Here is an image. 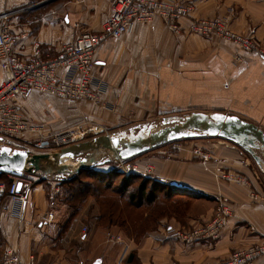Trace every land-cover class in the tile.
I'll return each instance as SVG.
<instances>
[{"label":"crops","instance_id":"1","mask_svg":"<svg viewBox=\"0 0 264 264\" xmlns=\"http://www.w3.org/2000/svg\"><path fill=\"white\" fill-rule=\"evenodd\" d=\"M178 1L192 6L189 18L180 22L183 30L178 36L155 17L136 26L132 34L97 48L93 75L107 83L102 106L85 100L69 103L36 92L14 98V103L28 122L42 126L43 131L82 126L97 134H113L166 116L201 111L234 115L264 132V57L243 52L217 36L186 31L191 19L226 16L232 8L231 29L251 36L264 51V0ZM111 2L0 0V5L8 14L7 31L14 51L29 57L38 46L46 57L55 55L62 43L73 40L81 30L97 32L110 14ZM236 54L240 62L235 61ZM2 79L0 69V83ZM210 145L207 156L198 161H194L196 150L189 148L180 150L181 159L170 155L136 160L139 165L152 162V178L162 187L182 192L171 185L177 183L187 188L182 193L193 203L191 211L184 210L183 220L164 218L157 229L139 239L95 217L87 221L80 213L70 217V209L62 202L53 207L42 186L48 177L54 179L52 174L46 178L39 172H22L17 178L2 173L0 183L17 179L27 183L28 189L20 219L19 205L8 198L0 203L1 253L15 252L19 264H215L233 251L264 241L263 150H254L262 161L259 167L256 162L250 164L246 152L233 144ZM18 150L34 154L55 149L24 147L7 153ZM94 170L107 172L111 166ZM215 170L238 174L244 182L221 180ZM36 176L39 182L34 181ZM219 200L230 204L232 215L218 240L182 244L174 238L175 228L207 219ZM253 264H264V257Z\"/></svg>","mask_w":264,"mask_h":264},{"label":"built area","instance_id":"2","mask_svg":"<svg viewBox=\"0 0 264 264\" xmlns=\"http://www.w3.org/2000/svg\"><path fill=\"white\" fill-rule=\"evenodd\" d=\"M191 11V4L178 0H112L110 14L97 32L81 30L73 40L62 43L53 56H42L37 46L31 56L22 57L13 49L7 31L8 14L1 10L0 5V69L3 74L0 83V135L17 138L24 134L42 133V126L28 122L14 103V98L25 97L29 92L52 96L69 103L85 100L102 106L107 83L93 75L97 48L108 40L132 34L136 26L148 24L155 17L173 35L178 36L183 30L181 20L189 18ZM232 13L233 9L230 8L226 16L191 19L186 28L187 34L217 36L223 41L235 44L243 52H253L264 57V51L251 36L231 29L229 16ZM234 59L236 62L241 61L238 54ZM71 133L65 136L68 137ZM70 144L73 142L58 147ZM152 169L148 165L144 172L150 173ZM117 171L125 176L141 172L131 165H121ZM218 178L244 182L241 176L229 171H220ZM17 182V179H13L8 184L0 183V203L5 197L11 203L19 205L17 216L20 219L22 205L27 198L28 184L21 182V187L17 190ZM231 215L230 204L219 200L207 219L179 226L173 230V236L182 244L216 241ZM47 217L51 219L52 213ZM262 257L264 241L233 251L227 258L215 264H253ZM0 264H19V256L13 251L1 253L0 250Z\"/></svg>","mask_w":264,"mask_h":264},{"label":"rangeland","instance_id":"3","mask_svg":"<svg viewBox=\"0 0 264 264\" xmlns=\"http://www.w3.org/2000/svg\"><path fill=\"white\" fill-rule=\"evenodd\" d=\"M160 121L161 118L155 121V125H160ZM94 131L95 130L90 127L84 128L82 126H78L62 132L44 130L41 134L29 133L17 138L0 135V148H8L10 151L24 147L26 149H30V147H33L34 149H56L59 145L64 143H78L86 141L92 136L97 135ZM69 132H72L71 135L66 137L65 134H68ZM215 143H217L218 146L225 143L233 144L220 137L202 136L194 138H181L157 146L124 161L113 160L106 163L111 166V171L96 172L94 168H92L90 170L91 172L87 171L80 173V181L74 183L73 186H69L67 184L58 185V179L54 176V179L49 177L47 178L48 175L45 176L47 178L45 179L46 182H44V180L42 181V186L46 192V197L49 202L53 204V207H55L54 204L58 205L61 202L64 204L68 203L67 206L70 211L73 208L75 215L80 213L83 221H87L88 218L93 219L94 217L99 221L101 218V224L106 225L109 221V216L107 213L102 214V217L100 216L98 202L103 199L107 201L111 199L112 202L115 203L116 212H114V215L118 218V220L113 218L111 221L116 223L115 225L121 227L126 234L135 237V239H139L149 232L157 229L164 218L170 219L176 217L183 220V217L185 216L184 210L189 208V211H191L193 203L188 200L189 197L185 196V193L170 191V189L166 188V186L161 187L158 184H156L153 188L151 186V183L154 181L152 178L154 173V167L151 165L152 162H150L151 164L147 163L145 165H139V161L136 162V160L143 156L163 159L168 156L171 157L170 155H172L173 158L181 159L178 157L180 150H183V148H189L190 150H196L194 151L196 156L194 161H198L207 156L205 153H207V150H210V147L207 146H211L210 144ZM233 145L237 146L235 144ZM245 154L248 156L247 158L250 160V164L252 163L255 165L253 158L247 152ZM121 165L136 166L141 172L125 176L124 173L117 171ZM148 165H150L153 169L150 173H145V167ZM216 172L219 173V171ZM128 176H138V178L134 177L131 180L127 179L128 181L122 182V180ZM39 178L40 177L34 181L39 182ZM142 178L148 179L143 181ZM1 181H3V179H1ZM8 181L9 180H4L3 182L7 183ZM142 185L145 188L144 192L146 197L142 196L141 203H139L141 205H138L136 190ZM55 188L57 191H55ZM104 188H108V190L106 192H102V194L101 191ZM100 189L101 191H99ZM150 189H153L155 193L152 203L147 202V194ZM60 215H62V212Z\"/></svg>","mask_w":264,"mask_h":264},{"label":"water","instance_id":"4","mask_svg":"<svg viewBox=\"0 0 264 264\" xmlns=\"http://www.w3.org/2000/svg\"><path fill=\"white\" fill-rule=\"evenodd\" d=\"M155 124L148 122L135 129L113 134L99 133L86 141L58 147L52 152H0V175L8 173L19 178L22 172H39L61 179L113 160L124 161L167 142L202 136L223 138L239 146L259 167L262 166L254 150L264 152V132L257 125L237 116L192 111L184 116L163 117L160 125ZM171 185L182 192L187 190L177 183ZM20 187L21 181H18L17 190Z\"/></svg>","mask_w":264,"mask_h":264},{"label":"trees","instance_id":"5","mask_svg":"<svg viewBox=\"0 0 264 264\" xmlns=\"http://www.w3.org/2000/svg\"><path fill=\"white\" fill-rule=\"evenodd\" d=\"M92 169V168H91ZM91 169H84V170H82V171H80L79 173H76V174H74V175H70V176H65V177H63V178H61V179H58V185H64V184H67V185H72L73 186V184L74 183H77V182H79L80 181V173H84V172H87V171H90ZM91 172V171H90ZM117 172V171H116ZM118 173V172H117ZM79 175V176H78ZM134 177H136V178H138V176H128V177H126V178H124V180H122V182L124 181H128L127 179H129V180H131L132 178H134ZM148 179V178H147ZM146 178H142V180L144 181V180H147ZM148 181H150V180H148ZM151 183V182H150ZM8 184V183H7ZM126 184H127V182H126ZM152 185V187L154 188L155 187V185L156 184H158V185H160L158 182H152L151 183ZM161 186V185H160ZM162 187V186H161ZM69 188V187H68ZM165 188V187H164ZM108 190V188H104V189H102V191H101V189L99 190V191H101V193L102 192H106ZM72 191H74V190H72ZM80 191V190H79ZM145 188H144V186L142 185V186H140L139 187V189H137L136 190V194H137V196H138V205H141V204H139V203H141V199H142V196H145L146 197V194H145ZM72 194V193H71ZM103 194V193H102ZM154 191H153V189H150V190H148V194H147V202L148 203H152V200L154 199ZM72 197H74V196H72ZM153 197V198H152ZM5 198V197H4ZM66 202H68V201H66ZM68 204V203H67ZM98 204H99V210H100V216L102 215V214H104V213H107L108 214V216H109V221H108V223L106 224V225H115L116 223H114V222H112L111 220L113 219V218H116L117 220H118V218L114 215V212H116V209H115V203L114 202H112V200L111 199H109L108 201L107 200H105V199H103V200H101L100 202H98ZM75 215V213L73 212V208H72V210H71V213H70V217H72V216H74ZM102 217V216H101ZM101 218H100V220H99V222L101 223ZM121 222H124V221H121ZM103 225H105V224H103Z\"/></svg>","mask_w":264,"mask_h":264},{"label":"snow or ice","instance_id":"6","mask_svg":"<svg viewBox=\"0 0 264 264\" xmlns=\"http://www.w3.org/2000/svg\"><path fill=\"white\" fill-rule=\"evenodd\" d=\"M218 119H221V117H218ZM9 151L10 150L8 148H0V152H9Z\"/></svg>","mask_w":264,"mask_h":264}]
</instances>
